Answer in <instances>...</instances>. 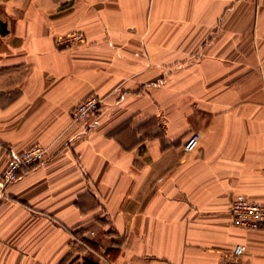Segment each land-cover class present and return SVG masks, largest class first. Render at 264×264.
<instances>
[{"label": "crops", "instance_id": "1", "mask_svg": "<svg viewBox=\"0 0 264 264\" xmlns=\"http://www.w3.org/2000/svg\"><path fill=\"white\" fill-rule=\"evenodd\" d=\"M36 143L0 264H217L238 243L264 264V226L230 211L264 203V0H0V175Z\"/></svg>", "mask_w": 264, "mask_h": 264}, {"label": "built area", "instance_id": "2", "mask_svg": "<svg viewBox=\"0 0 264 264\" xmlns=\"http://www.w3.org/2000/svg\"><path fill=\"white\" fill-rule=\"evenodd\" d=\"M82 42L84 34L73 32L66 38H62L66 45H71V40ZM103 105V98L97 94H90L73 110V120L86 122L92 116L98 114ZM201 134L193 133L185 141L184 148L187 151L194 150L200 143ZM47 149L41 144H33L23 150H11L7 164L0 175V202L7 198L6 188L15 182L24 173L45 160ZM231 215L233 224L246 229H258L264 226V203L251 200L246 194L238 193L231 200ZM247 247L243 243L234 245L224 251L217 264H251L246 259Z\"/></svg>", "mask_w": 264, "mask_h": 264}]
</instances>
